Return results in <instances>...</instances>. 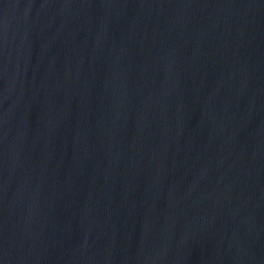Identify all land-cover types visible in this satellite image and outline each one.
I'll use <instances>...</instances> for the list:
<instances>
[{
	"label": "water",
	"instance_id": "95a60500",
	"mask_svg": "<svg viewBox=\"0 0 264 264\" xmlns=\"http://www.w3.org/2000/svg\"><path fill=\"white\" fill-rule=\"evenodd\" d=\"M0 264H264V0H0Z\"/></svg>",
	"mask_w": 264,
	"mask_h": 264
}]
</instances>
